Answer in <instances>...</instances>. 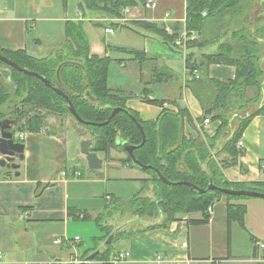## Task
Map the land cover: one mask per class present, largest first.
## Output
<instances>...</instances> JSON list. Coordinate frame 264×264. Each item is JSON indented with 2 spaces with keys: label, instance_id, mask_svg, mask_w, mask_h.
<instances>
[{
  "label": "crops",
  "instance_id": "1",
  "mask_svg": "<svg viewBox=\"0 0 264 264\" xmlns=\"http://www.w3.org/2000/svg\"><path fill=\"white\" fill-rule=\"evenodd\" d=\"M79 2L68 0L65 5L63 0H0V48L23 50L35 58L49 56L65 43L67 21L84 19ZM145 3L146 0H141L126 8L118 26L126 27L124 24L133 20H147L163 24L170 32L180 28V35L187 33L188 39L199 37L197 32L185 29L186 0H155L153 8H147ZM94 21L95 18L84 19L92 54L111 57L109 47H126L142 53L141 61L132 59V54L127 58H114L129 73H125V77L119 74V81H114L110 87L127 98L128 108L149 121L157 119L164 107L173 111H178V105L187 107L194 119L193 123L185 122L188 137L217 134L220 120L200 122L204 111L192 87L197 85L193 80L194 72L187 67L185 51L174 50L159 38L128 27L131 35L121 32L113 37L114 42L122 46L111 45L107 41L113 33L105 31L110 25H98ZM212 27L207 26V39L217 32ZM218 47L219 43L207 42L196 51L198 55L214 53ZM137 70L138 80L143 85L141 90L130 82L135 77L133 71ZM236 74L233 65L213 63L199 71L198 79L204 86L205 79L232 80ZM156 81L163 85L162 90L155 88ZM198 89L209 91L207 86ZM255 96V101L246 109L249 112L264 105V79L260 93L257 87H248L246 97ZM156 98L165 100L164 106L148 102ZM18 137L25 143L24 158L17 160L20 175L17 176L12 168L0 166V264L84 262L87 252L94 246L93 238L103 235L84 214H99L103 206L97 201L94 209L98 210L89 212L90 206L82 204L81 197L97 198L104 184V198L109 199L104 166L117 171L125 168L130 174L115 179L131 180L140 185L141 179L149 175L127 162L123 154L103 158L98 153L104 160L103 167L90 169L81 153L84 136L66 125L61 130L51 125L38 132L21 130ZM238 147L243 151L239 158L241 165L225 168V176L232 182L244 184L264 181V111L252 117ZM40 183L51 185L37 196ZM234 202L248 208L244 226L236 221L229 223V200L220 196L206 223H193V219L200 220L204 216L195 212L182 215L167 229L120 238L114 246L121 252L129 251L130 256L115 264H264V199L248 197ZM76 237H79L77 242Z\"/></svg>",
  "mask_w": 264,
  "mask_h": 264
},
{
  "label": "trees",
  "instance_id": "2",
  "mask_svg": "<svg viewBox=\"0 0 264 264\" xmlns=\"http://www.w3.org/2000/svg\"><path fill=\"white\" fill-rule=\"evenodd\" d=\"M140 1L80 0L79 7L84 19L95 18L99 20L94 21L98 25H119L114 20L123 18L125 9ZM63 2L68 4V0ZM261 2L263 0H186L185 29L197 32L199 37L187 39L183 45L176 43L181 37L178 30L180 28L170 32L163 24L147 20H133L124 24L133 31L159 38L174 50L185 51L187 67L193 72L205 70L213 63L236 67L235 79H205L204 86L209 88L207 93L197 90V87L204 86L198 77L193 78L197 86L194 84L192 87L204 111L200 122L208 117L221 121L214 137L199 135L192 138L186 135V120L191 123L194 121L187 107L178 105V111L164 107L157 119L149 121L143 120L136 111L128 108L127 98L109 85L110 56H99L91 52L84 19L67 21L65 43L45 58H35L23 50L8 51L0 48L2 55L24 68L38 72L66 92L79 116L86 121L105 122L115 107L126 109L118 112L103 126L89 124L94 134L91 149L104 153L107 158L112 149L124 151L120 143L122 141L138 145L134 150L138 163L129 154L126 160L149 174V177L141 179L142 188L132 197H109L110 201L106 202L105 210L94 217L103 235L93 238L94 246L87 252L84 262L77 264H111L112 259L121 253L114 246L120 238L167 229L171 222L182 215L201 212L203 219H193L192 222L206 223L210 218L208 206L220 196L229 200V223L236 221L244 226L248 208L245 204L234 201L248 197L226 195L217 190L200 193L198 189H207L212 178L213 183L219 187L264 192V181L249 184L232 182L224 174L225 168L241 165L239 158L243 151L238 144L252 117L264 111V105L250 112L246 110L258 96L257 94L254 98H247L248 87L255 86L260 93L264 79V14L257 19L252 16L258 8L257 5L261 6ZM209 25L217 32L207 39L205 31ZM212 40L219 43L217 51L198 55L196 49L201 50L207 42H213ZM113 48L132 54L134 60H139L142 54L136 49ZM60 65L63 66L58 75ZM0 66L10 70L12 80L8 84L0 72V105L10 102L15 107L9 114L0 111V120L12 117L22 131L38 132L47 126L50 114L59 116L62 123L67 114L73 116L67 99L46 86L39 78L18 71L2 61ZM148 102L164 106L166 101L156 98L149 99ZM132 116L144 128L146 141L143 145L142 133ZM234 119L238 120L237 124L233 123ZM78 123L86 125L79 121ZM225 133L227 135L222 140ZM142 165L150 167L145 168ZM158 172L172 183H165ZM182 181L189 184L178 183ZM50 185L51 183H40L36 195L39 196ZM127 213L133 214V218L110 225L109 222L117 218L118 214L120 217ZM84 218L93 217L85 213ZM131 220L135 222L122 228L97 256L88 259L113 231ZM134 225L139 228H133Z\"/></svg>",
  "mask_w": 264,
  "mask_h": 264
},
{
  "label": "water",
  "instance_id": "3",
  "mask_svg": "<svg viewBox=\"0 0 264 264\" xmlns=\"http://www.w3.org/2000/svg\"><path fill=\"white\" fill-rule=\"evenodd\" d=\"M0 61L4 62L8 66L24 72L30 76H34L39 78L41 81L45 83L46 86L52 88L54 91H56L58 94L62 95L64 98L68 101V107L71 112V114L75 117V119L81 123H84L86 125L94 124L98 126H103L104 124H107L118 112L120 111H126V109L122 107H115L112 110V113L109 117V119L105 122L95 123V122H89L84 119H82L78 112L75 109L74 104L72 103L71 99L69 98L68 94L64 92L60 87L54 86L53 83L48 80L46 77L42 76L36 71H32L30 69L24 68L20 66L18 63L12 61L8 57L2 55L0 53ZM63 65H60L58 68V75ZM133 120L137 123L138 127L140 128V131L143 136L142 145L146 141V134L144 131V128L140 122L135 117H132ZM21 127L15 128V119L12 117H6L0 120V166L12 168L16 170V175H20V172L18 171L20 168V164L17 163V160H21L24 158V150H25V143L22 142L18 137V132L21 131ZM227 133L224 134L222 137V140L225 139ZM93 139L92 138H86L81 141V153L84 155L85 160L89 166L90 169L98 170L103 167L104 160L99 157L98 153L93 151L92 148ZM124 151L131 155L132 158L138 163L135 155L134 150L138 145H135L129 141H123L121 143ZM220 148V145H219ZM213 156V155H212ZM211 156V157H212ZM145 168H149V165H142ZM159 177L167 184H171L172 182L168 180L166 177H164L160 172H158ZM179 184L185 183L189 184V182H178ZM210 190H217L220 191L223 194L231 195V196H246V197H254V198H262L264 199V192L258 191V190H251V189H231V188H225V187H219L213 183L212 178H210L209 185L207 189L199 188L198 191L200 193H204L206 191ZM135 220L128 221L127 223L119 226L115 231H113L110 236L105 240V242L93 253H91L88 256V259H93L95 256H97L112 240L115 238V236L119 233V231L127 227L128 225L134 223Z\"/></svg>",
  "mask_w": 264,
  "mask_h": 264
},
{
  "label": "rangeland",
  "instance_id": "4",
  "mask_svg": "<svg viewBox=\"0 0 264 264\" xmlns=\"http://www.w3.org/2000/svg\"><path fill=\"white\" fill-rule=\"evenodd\" d=\"M261 3H262L261 6H260V4H258L257 5L258 8L252 14V16L255 19H257L259 15L262 16V14H264V0ZM95 21H99V20H95ZM114 29H115L114 33L109 34V36H108L109 40L107 42L111 45L115 44L118 46H122V44L115 43L114 38L119 36L121 32H125L129 35H131L132 32H128L126 27H122V26H118V25H114ZM124 46H127V45L125 44ZM124 48H126V47H124ZM110 54H111V57H110L111 60H110V65H109V85H113L114 81L115 82L119 81V74H121L122 76L125 77V73H127V72L129 73V71L123 70L120 67L119 63H117V61L114 58H116L118 56L127 58V57H129L130 53L125 52V51H120V50L112 47V49H110ZM0 72L5 76V80L8 84L12 83L11 76H10V70L7 67L0 66ZM138 72H139L138 70L136 72L133 71L135 77H133L130 80V82H131V85L133 87L139 88L141 90L143 88V85H141L140 81L138 80V78H139ZM179 74H180V72H179ZM155 88L162 90L163 85L162 84L160 85L156 81L155 82ZM14 109H15L14 105L11 104L10 102H6L5 104L0 105V111H3V112L8 113V114L12 113L14 111ZM47 121H48L47 125H51V128H54L56 130H61L65 125L67 127L69 126L72 128H76V130L84 136V139L87 137H91L93 139V144H94V134L91 131V129H93V128L89 125H83V124L78 123V121L73 116H71L69 114H67L64 117L63 123L61 122V118L57 115H54V114H50L48 116ZM237 121L238 120H236L235 124H237ZM99 153H101V156L103 158L106 157L104 153H102V152H99ZM122 154L126 158L128 157V154L125 151H122L120 149H112L111 153H110V155H113V156L122 155ZM103 169H104L103 176H104V179L107 183L106 191H107L109 197L115 195V196H118L122 199H127V198H130L133 195L137 194L140 191V189L142 188V184L140 185L137 182L135 183L134 181H131V180H120V179L116 180L115 179V177H124V176H128L130 174V171L126 170L125 168H122V169L117 171L116 169H110V168H107V166H104ZM139 171L142 173H145L142 170H139ZM145 174H147V173H145ZM147 175H149V174H147ZM104 194H105V185L103 184L102 189L99 193V196H97V198L92 197L90 195H85V196L81 197V200H83L82 204L85 203L87 206H90V207H88L89 212H96V210H98V209H94V208H96L97 201H100V203L103 206L102 211H104L106 202L110 201L109 199L106 200V198H104V196H105ZM97 215L98 214L92 216L93 218H91V219H88V218H86V219L88 221H93V225L100 230L99 226L97 225V223L94 220V217H96ZM116 217L117 218L112 219V221L110 219V221H111V222H109V223H111L110 225L114 226V225H117L120 222L126 220L127 218H133V214L127 213L126 216H120V217L118 214V216H116ZM137 227L138 226H136V225L133 226V228H137Z\"/></svg>",
  "mask_w": 264,
  "mask_h": 264
},
{
  "label": "built area",
  "instance_id": "5",
  "mask_svg": "<svg viewBox=\"0 0 264 264\" xmlns=\"http://www.w3.org/2000/svg\"><path fill=\"white\" fill-rule=\"evenodd\" d=\"M155 0H146V3H145V5H146V7L147 8H153V7H155ZM166 17H169V13H167L166 14ZM119 20H121V19H116V20H114V21H119ZM114 27L112 26V25H110V26H108V27H106L105 28V31H106V33H114ZM188 39V34L187 33H184V35L183 36H181L178 40H179V44L180 45H183V42H185L186 40ZM194 76L195 77H199L200 75H199V71L198 70H195L194 71ZM211 121V118H206L205 120H204V122L205 123H209ZM263 167H264V165H263ZM64 174H66L65 172H64ZM79 175H80V173H79ZM214 206H215V201H213L209 206H208V208H207V212H208V214L211 216V214L213 213V211H214ZM79 240V237H76V239H75V241L77 242ZM264 246V245H263ZM130 256V252L129 251H123V252H121L120 254H118L114 259H113V261H112V263H118V262H122V261H125L126 259H128V257ZM45 264H56V262H47V263H45Z\"/></svg>",
  "mask_w": 264,
  "mask_h": 264
},
{
  "label": "flooded vegetation",
  "instance_id": "6",
  "mask_svg": "<svg viewBox=\"0 0 264 264\" xmlns=\"http://www.w3.org/2000/svg\"><path fill=\"white\" fill-rule=\"evenodd\" d=\"M132 117H134V116H132ZM133 119V118H132ZM139 122V121H138ZM17 127H19V125H17L16 123H15V128H17ZM140 129V128H139ZM143 137V136H142ZM123 142V141H122ZM122 142H120V143H122Z\"/></svg>",
  "mask_w": 264,
  "mask_h": 264
}]
</instances>
